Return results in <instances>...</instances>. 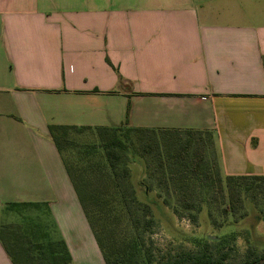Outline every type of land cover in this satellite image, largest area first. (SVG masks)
Wrapping results in <instances>:
<instances>
[{"label": "crops", "instance_id": "obj_1", "mask_svg": "<svg viewBox=\"0 0 264 264\" xmlns=\"http://www.w3.org/2000/svg\"><path fill=\"white\" fill-rule=\"evenodd\" d=\"M128 106L133 127L210 131L223 175H264V0H0V210L43 209L72 259L91 230L47 128Z\"/></svg>", "mask_w": 264, "mask_h": 264}, {"label": "trees", "instance_id": "obj_2", "mask_svg": "<svg viewBox=\"0 0 264 264\" xmlns=\"http://www.w3.org/2000/svg\"><path fill=\"white\" fill-rule=\"evenodd\" d=\"M128 115L129 106L125 120L115 127L47 128L104 264H228L227 253L221 252L225 237L218 236L198 242L197 252L155 260L150 248L153 211L170 207L174 216L195 224L206 210L209 222L220 228L235 225L252 213L256 222L262 221L264 175L222 177L210 131L132 127ZM83 133L95 135L96 142L83 143L74 137ZM134 162L142 165L136 175H147L150 184L132 180L130 165ZM154 187L163 195L161 201L158 193L150 197ZM35 206L10 205L15 212L31 210L42 220L36 215L42 209ZM45 235L47 241H34L20 224L0 225V243L12 264H73L66 243ZM235 236L232 233L226 239ZM263 260L264 252L248 248L239 264Z\"/></svg>", "mask_w": 264, "mask_h": 264}, {"label": "rangeland", "instance_id": "obj_3", "mask_svg": "<svg viewBox=\"0 0 264 264\" xmlns=\"http://www.w3.org/2000/svg\"><path fill=\"white\" fill-rule=\"evenodd\" d=\"M128 124L130 125L129 122ZM82 136L83 138H81ZM74 137H79L77 138L79 139L78 141H83V143L96 142V136L92 134L88 135L83 133L80 136L76 135ZM135 162L130 165L132 180L135 179L139 183H141L142 180L144 184H150L151 180L147 175H136V169L139 168L140 171H142V165L141 163L137 164ZM137 172L139 173L138 169ZM221 175L225 177L223 173H221ZM157 193L160 194L159 190L154 187L150 197H156ZM160 195L161 198L159 201L163 198V195ZM170 202L172 203L173 201L170 200ZM17 212L20 215H18ZM34 214L31 210H16V214L6 210H0V216H3V223L11 221L10 224H20L24 233L29 235L32 240L47 241L45 233L50 237L48 222L44 218L38 221L37 219L39 218L35 217ZM36 215L46 216V212H43L42 209L40 214L37 212ZM252 215L254 216L253 213ZM213 216L216 218V221H218L217 223L221 222L218 220L220 219L218 213L215 212ZM253 216L235 225H228L220 228L209 222L206 210H202L195 224H193L189 218L174 216L170 207H162L159 212L154 210L153 219L155 224L150 235V248L154 259L159 260L163 257L172 258L183 252L189 251L197 252L200 248L198 242H202L208 237L218 236L220 238L225 237L221 252L227 253V263L239 264L242 259H244L248 248H253L258 253L264 252V220L256 222ZM38 222H41V224H38ZM232 233L236 235L235 239H226L227 236ZM211 248H213L215 253L216 248L213 246H211ZM73 258V264H104L101 253L90 231L89 239L84 241L83 250L78 254L73 253Z\"/></svg>", "mask_w": 264, "mask_h": 264}, {"label": "water", "instance_id": "obj_4", "mask_svg": "<svg viewBox=\"0 0 264 264\" xmlns=\"http://www.w3.org/2000/svg\"><path fill=\"white\" fill-rule=\"evenodd\" d=\"M263 262H264V260H263V261H261V263H263ZM261 263H260V264H261Z\"/></svg>", "mask_w": 264, "mask_h": 264}]
</instances>
